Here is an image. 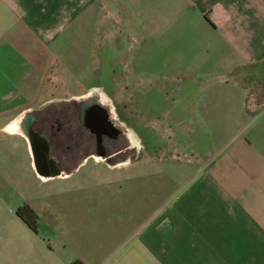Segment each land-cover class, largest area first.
Wrapping results in <instances>:
<instances>
[{
	"label": "crops",
	"instance_id": "obj_1",
	"mask_svg": "<svg viewBox=\"0 0 264 264\" xmlns=\"http://www.w3.org/2000/svg\"><path fill=\"white\" fill-rule=\"evenodd\" d=\"M121 31L139 51L109 58ZM74 52L128 70H110V92L68 95L57 68ZM176 76L194 85L179 108L190 141L157 155L169 169L149 168L147 154L109 164L95 147L58 159L38 129L74 107L87 133L82 108L107 142L126 128L116 80H144L147 95ZM253 81L264 85V0H0V264H264V105L247 110ZM23 204L37 232L16 215Z\"/></svg>",
	"mask_w": 264,
	"mask_h": 264
},
{
	"label": "rangeland",
	"instance_id": "obj_2",
	"mask_svg": "<svg viewBox=\"0 0 264 264\" xmlns=\"http://www.w3.org/2000/svg\"><path fill=\"white\" fill-rule=\"evenodd\" d=\"M125 27H127V25H125ZM87 32H89V30H87ZM122 35L123 41L121 45H115L113 51L110 50L111 53H106L107 55H109V58L115 50H118V47H121L120 49H122L123 51L122 55H127L139 51L138 44H134L135 41H133V39L131 38L129 39L130 34L122 32ZM133 44L135 45L134 47H132ZM83 48H85L83 45L74 44V50L78 51ZM97 48L96 50H98ZM97 52V54L101 56L105 51H103V48L100 47ZM106 52H108V50H106ZM67 60L68 61L61 60L60 67L57 68V70L59 71L57 77L59 79L58 82L60 85L67 80V83L65 84H67V86L73 90V93L65 92V94H72L74 96L86 94L85 90L83 91L82 89L88 86H101L105 89V91L110 92L112 84V81L109 78L111 74L110 70L113 68H118V70L120 71L128 70V68H122V64L119 62H114V60L111 63H106L103 61H91L88 60L86 55L82 53L77 54L74 52V55H71V58ZM62 71L64 72L63 74ZM139 75L140 77L145 76L144 73ZM176 80L177 76L174 77V83L171 82L169 87L167 86L168 82L162 80L164 81V89L161 92L150 91L147 95L145 94L147 83L144 80H116L117 86L115 87L114 92H117L116 95L120 93L117 99V104L120 107V115H118V119L120 120V122L124 123L123 125L126 126V128H128L126 129L122 127L121 132H124V135L127 136V141L130 145L133 146L131 147L133 155H130L128 157H126L127 155L121 156L122 161L126 162L131 158H133L132 160L134 161H137L138 159L145 160L147 154L149 155L150 159H155V161L153 159V162L148 163L149 168L156 169L164 166L165 169H169L170 167L168 164H166V162L156 163L157 155H159L165 149H170L173 146L179 144L188 145L190 137L188 138V133H182L181 126L184 128L190 127L191 116L189 114L182 115V112L179 108L182 103L185 104L187 102H191V98L186 99V95L192 92L194 85L189 82H186L184 85L180 81ZM159 83L162 84V82ZM124 86H128L129 88L125 89ZM173 90L174 92H172ZM182 91H185V97H183ZM92 93V95H97L99 91L98 89L92 90ZM177 93L179 99L175 98ZM57 94L60 93L57 91ZM60 95H63V93H61ZM173 98H175L174 102L172 101ZM257 99H259L261 102L264 101L261 94H257L254 89L252 92L251 101L254 103ZM145 100L150 102L151 108H145ZM252 107H254V105H252ZM145 109L147 110L146 113H144ZM157 117H159V121H157ZM149 123L154 124L155 127L153 129H151V127H143L148 126ZM188 156L189 154L187 150L185 157L188 158ZM115 162L117 161L108 163L112 164ZM143 163H146V160ZM143 163H141L142 166ZM137 166H139V163L137 164ZM105 167L106 164H104L103 162L98 165L97 171L99 172L101 177H103L104 174H109ZM132 168L135 169L134 166Z\"/></svg>",
	"mask_w": 264,
	"mask_h": 264
},
{
	"label": "flooded vegetation",
	"instance_id": "obj_3",
	"mask_svg": "<svg viewBox=\"0 0 264 264\" xmlns=\"http://www.w3.org/2000/svg\"><path fill=\"white\" fill-rule=\"evenodd\" d=\"M91 101L89 100V104L93 108V112L98 113L100 117L101 114L98 112L99 109ZM96 109H98V111ZM78 110L81 112L80 114L78 111V114L83 118V125L89 129L87 133L80 131V123L75 116L77 115V110H75L74 107L60 110L58 108L54 109L48 121L49 124H46V118L43 119L42 116L38 119V129L45 131L49 134V137L51 136L50 149L56 154L55 157L58 159L61 158L62 160L66 159L70 162L74 160L72 159L73 156L79 158L82 154H89L90 148L92 147L100 150L108 162L121 161V156L127 155L126 157H128L133 155L131 150L133 146L127 141V136L124 135V132H121L122 126L118 125L119 131L116 137L107 142H96V138L99 137L97 133L102 131L101 128L92 120L89 121L82 108ZM48 127L49 129H47ZM61 131L63 137L60 136Z\"/></svg>",
	"mask_w": 264,
	"mask_h": 264
},
{
	"label": "trees",
	"instance_id": "obj_4",
	"mask_svg": "<svg viewBox=\"0 0 264 264\" xmlns=\"http://www.w3.org/2000/svg\"><path fill=\"white\" fill-rule=\"evenodd\" d=\"M251 91H250V96L247 100L246 106L248 112L252 115L257 113L262 106L264 105V101H260L257 99L254 103L251 101L252 100V92L255 89V92L257 94H261L262 98L264 99V85L262 84L261 81H255L251 85ZM254 105V107H252ZM16 215L24 221V224L30 228L33 232H37V222H38V216L37 214L28 206V205H20L16 208L15 210ZM72 264H82L80 261L75 260L72 262Z\"/></svg>",
	"mask_w": 264,
	"mask_h": 264
}]
</instances>
